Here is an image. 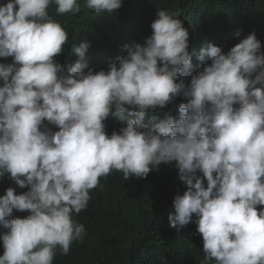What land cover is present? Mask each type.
<instances>
[{"label": "clouds", "instance_id": "obj_1", "mask_svg": "<svg viewBox=\"0 0 264 264\" xmlns=\"http://www.w3.org/2000/svg\"><path fill=\"white\" fill-rule=\"evenodd\" d=\"M122 3L86 0L85 7L111 14ZM55 7L57 14L81 11L78 0L0 4V58H12L0 63V180L10 175L28 189L0 196V264H53L58 250L67 255L87 235L73 217L86 210L101 177L139 181L173 162L187 190L174 198L169 227L182 229L195 215L203 264H264L257 31L237 33V44L231 36L226 53L202 42L193 64L188 20L167 8L157 11L143 44L124 46L127 55L89 62L84 41L73 45L78 59L65 70L55 58L69 35L50 16ZM180 96L178 118L157 111ZM111 117L119 124L109 126ZM14 210L29 215L14 217Z\"/></svg>", "mask_w": 264, "mask_h": 264}, {"label": "trees", "instance_id": "obj_2", "mask_svg": "<svg viewBox=\"0 0 264 264\" xmlns=\"http://www.w3.org/2000/svg\"><path fill=\"white\" fill-rule=\"evenodd\" d=\"M7 2L0 0V4ZM78 3L81 11L77 14H57L56 7L55 11L49 10L50 16L69 35L63 53L55 58L65 70L78 59L71 51L73 45L84 41L90 43L89 62L116 60L117 54L127 55L124 46L133 42L143 44L151 35L148 28L155 14L167 8L181 12L188 20L184 24L187 23L190 33L193 64L204 47L202 42L217 44L226 53L231 36L237 44L240 42L237 33L244 38L252 30L257 31L264 50V0H123L116 12L99 15L85 7L86 0ZM11 59L0 58V63H11ZM185 102L182 96L176 97L166 108L157 111L178 118L179 106ZM112 123L119 124V121L111 117L109 126ZM45 124L50 129L55 127L47 121ZM124 126H117L113 131L119 132ZM9 187L15 188L17 194L28 190L19 188L6 175L0 180V196ZM186 190L175 162L161 164L139 181L124 180L121 176L101 177L100 185L90 190L86 210L73 217L85 226L87 235L82 242H73L67 255L58 250L53 264H203V238L197 231L195 215L193 222L182 229L169 227L174 198ZM27 215L28 212L15 210L13 213L14 217ZM5 231L0 227V235ZM3 254L0 240V256Z\"/></svg>", "mask_w": 264, "mask_h": 264}]
</instances>
